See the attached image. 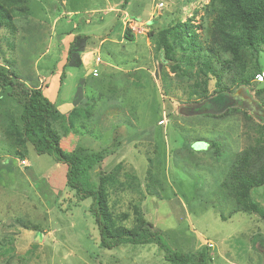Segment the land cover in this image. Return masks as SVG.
I'll list each match as a JSON object with an SVG mask.
<instances>
[{
	"label": "rangeland",
	"instance_id": "rangeland-1",
	"mask_svg": "<svg viewBox=\"0 0 264 264\" xmlns=\"http://www.w3.org/2000/svg\"><path fill=\"white\" fill-rule=\"evenodd\" d=\"M209 1H10L16 28H0V62L13 61L17 75L42 86L56 104L62 117L53 124L66 151L84 146L102 153L97 171L121 163L123 187L108 188L116 224L133 227L134 207L141 205L179 252L205 247L211 264H263L264 219L235 211L223 182L236 154L258 144L264 81L258 74L251 85L262 88L259 94L245 86L231 96L215 95L225 107L232 96L242 97L239 107L251 115L241 109L223 118L181 113L201 101L192 90L202 79L183 64L184 73H175L156 45L158 30L177 22L194 24L204 38L199 26L208 23ZM126 27L133 41L122 40ZM89 54L87 61L101 60L97 75L84 61ZM73 107L79 110L68 120ZM8 109L20 112L0 90V264H171L155 243L103 247L94 200L78 199L67 184L66 164L31 144L25 159L10 155ZM71 131L76 135L68 139ZM123 212L129 217L121 222ZM20 219L41 227L27 229Z\"/></svg>",
	"mask_w": 264,
	"mask_h": 264
},
{
	"label": "trees",
	"instance_id": "trees-1",
	"mask_svg": "<svg viewBox=\"0 0 264 264\" xmlns=\"http://www.w3.org/2000/svg\"><path fill=\"white\" fill-rule=\"evenodd\" d=\"M10 1L19 5L22 0H0V28L13 31L16 26ZM128 2L125 0V3ZM206 15L208 23L199 26L205 32L204 38L198 33L197 26L186 22L164 27L156 34L157 48L171 63L175 73H184L183 64L202 79L203 84L198 82L192 90L201 101L186 106V110L182 107L180 111L187 114L189 111H194V114L210 113L223 118L231 111L241 109L244 114L251 115L248 110L239 107L243 105L240 99H230V107L217 106L214 102L215 95L225 93L231 96L229 92L245 86L254 94L261 92V87L252 88L251 85L258 74L260 81H264V0H210ZM124 37L133 41L136 35L126 27ZM12 65L13 61L8 59L0 62V90L7 91L20 107V112L8 109L6 113L10 127L5 130V136L11 141L7 144L11 156L25 159L27 147L31 144L38 154L51 155L56 161L66 164L67 184L76 190L78 199L92 197L94 200L92 213L101 231L103 247L111 249L127 243H155L171 264L212 263L213 258L205 247L189 252L172 248L163 239V231L146 218L141 205L134 207L136 218L133 227L116 224L108 188L111 186L115 191L119 186L123 187L119 174L117 176L121 163L111 171H97L104 159L102 153L92 152L84 146L66 151L61 145L62 137L53 124L62 117L56 104L44 93L42 86L28 85L23 81ZM212 81L214 88L211 93ZM258 102L264 111V101ZM78 110L74 107L67 119L75 116ZM261 125L263 130L258 144L236 154L223 186L237 203L235 211L250 212L264 219V122ZM212 144L216 145V142ZM5 165L12 169V164ZM221 216L226 219L222 213ZM120 217L122 222L129 214L123 212ZM20 221L27 229L39 230L41 227ZM261 245L264 248V244ZM262 253L264 255V251Z\"/></svg>",
	"mask_w": 264,
	"mask_h": 264
},
{
	"label": "crops",
	"instance_id": "crops-1",
	"mask_svg": "<svg viewBox=\"0 0 264 264\" xmlns=\"http://www.w3.org/2000/svg\"><path fill=\"white\" fill-rule=\"evenodd\" d=\"M68 13H69V11H68ZM124 32H125V30H124ZM124 36V35H123ZM123 41H126V39H125V37H124V39H122ZM105 40H102V42H104ZM90 58V54L89 55H87V57H86V59L84 58V61H86V62H89V66H90V70L89 71H93V73H94V75H97L99 72H98V65H100L101 64V60L97 57V56H95V59H94V62H91V60H89V61H87V59H89ZM99 59V61H98V63H97V60L96 59ZM74 108V107H73ZM72 108V109H73ZM71 108L70 109H68V111H67V113H69L71 110H72ZM75 132L74 131H71V133H70V135L67 137L68 139H72L73 137H75ZM81 134H78V136L76 137V139H77V142H79L80 140H81ZM71 149V148H70ZM72 150V149H71Z\"/></svg>",
	"mask_w": 264,
	"mask_h": 264
},
{
	"label": "water",
	"instance_id": "water-1",
	"mask_svg": "<svg viewBox=\"0 0 264 264\" xmlns=\"http://www.w3.org/2000/svg\"><path fill=\"white\" fill-rule=\"evenodd\" d=\"M228 96V95H227ZM233 97V99H240V100H242L243 102H244V100L242 99V97H239V96H232ZM218 97H216V99H217ZM215 99V100H216ZM231 105V104H230ZM225 107V106H224ZM208 112H210V111H208ZM188 114H190V115H193L194 114V111H189L188 112Z\"/></svg>",
	"mask_w": 264,
	"mask_h": 264
},
{
	"label": "flooded vegetation",
	"instance_id": "flooded-vegetation-1",
	"mask_svg": "<svg viewBox=\"0 0 264 264\" xmlns=\"http://www.w3.org/2000/svg\"><path fill=\"white\" fill-rule=\"evenodd\" d=\"M227 97V96H226ZM229 101L231 102V100L229 99ZM217 106H224V104H221V103H217L216 100L214 102Z\"/></svg>",
	"mask_w": 264,
	"mask_h": 264
},
{
	"label": "built area",
	"instance_id": "built-area-1",
	"mask_svg": "<svg viewBox=\"0 0 264 264\" xmlns=\"http://www.w3.org/2000/svg\"><path fill=\"white\" fill-rule=\"evenodd\" d=\"M160 7H161V5H163V3H161V4H158ZM130 27H132L131 25H129ZM97 61H99V59L97 58L96 59ZM25 163V162H24Z\"/></svg>",
	"mask_w": 264,
	"mask_h": 264
}]
</instances>
